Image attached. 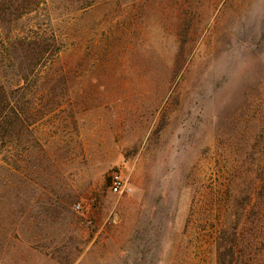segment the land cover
Instances as JSON below:
<instances>
[{
  "label": "rangeland",
  "instance_id": "rangeland-1",
  "mask_svg": "<svg viewBox=\"0 0 264 264\" xmlns=\"http://www.w3.org/2000/svg\"><path fill=\"white\" fill-rule=\"evenodd\" d=\"M29 1L0 0L18 114L0 264H264V0H42L17 17Z\"/></svg>",
  "mask_w": 264,
  "mask_h": 264
},
{
  "label": "trees",
  "instance_id": "trees-1",
  "mask_svg": "<svg viewBox=\"0 0 264 264\" xmlns=\"http://www.w3.org/2000/svg\"><path fill=\"white\" fill-rule=\"evenodd\" d=\"M41 2L42 0L25 2L18 10L17 17L29 13ZM13 99L12 92L8 93L3 87H0V143L3 146L12 143L15 136V124L18 121V114L15 111Z\"/></svg>",
  "mask_w": 264,
  "mask_h": 264
},
{
  "label": "built area",
  "instance_id": "built-area-1",
  "mask_svg": "<svg viewBox=\"0 0 264 264\" xmlns=\"http://www.w3.org/2000/svg\"><path fill=\"white\" fill-rule=\"evenodd\" d=\"M129 184L121 173H115L112 177L111 191L114 194H123L130 191ZM80 205L78 208L80 209Z\"/></svg>",
  "mask_w": 264,
  "mask_h": 264
}]
</instances>
